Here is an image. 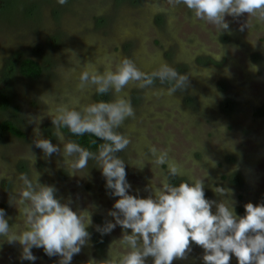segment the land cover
I'll list each match as a JSON object with an SVG mask.
<instances>
[{
    "label": "rangeland",
    "instance_id": "obj_1",
    "mask_svg": "<svg viewBox=\"0 0 264 264\" xmlns=\"http://www.w3.org/2000/svg\"><path fill=\"white\" fill-rule=\"evenodd\" d=\"M156 4L163 10L156 11ZM225 19L229 29L218 34L184 5L173 7L168 0H68L65 5L57 0H0V91L10 101L8 108L0 110V124L11 121L24 133L17 137L0 129V208L10 227L18 224L17 230H23L18 210L9 199L23 187L19 175L32 174L30 149L36 157L39 182L54 186L55 195L62 203L70 202L74 211L92 213L90 241L71 264H87L89 259L104 264L110 255L123 251L118 241L123 234L120 226L103 236L95 231L96 225L113 220L107 213L118 199L106 189L96 161L89 160L87 168L69 176L60 153L45 157L34 144L37 125L29 120L43 116L38 125L41 136L59 145L57 130L45 115L47 105L39 100L42 95L58 104H71L78 98L80 106L114 98L111 92L96 95L93 85L77 89L81 68L76 58L81 65L93 62L100 72L107 66L115 70L127 58L146 74L163 64L188 74V87L171 96L167 94L171 84L159 80L145 88L130 83L122 93L135 110V118L117 129L131 141L118 153L130 164L125 165L130 194L139 190L140 197L146 198V186L153 177L158 182L160 173L167 171V165L153 167V173L149 164L135 168L141 154L155 145L170 147V156L193 177L207 174L203 181L206 198L235 201L241 216L245 204L264 203V21L247 14ZM223 51L222 58L216 59ZM24 59L37 62L42 74L37 78L22 75ZM251 65L259 71H252ZM72 68L76 71L71 72ZM204 98L210 101L207 106ZM59 131L65 141L79 143L67 128ZM187 178L170 182L175 185ZM215 187L232 189L233 194L222 197L213 192ZM31 251L37 257L34 262L21 260L22 246L4 242L0 264H59V256L48 257L42 248ZM202 255L203 249L193 245L186 259L173 264H203ZM147 264H152L151 257ZM229 264H238L237 259L232 256Z\"/></svg>",
    "mask_w": 264,
    "mask_h": 264
},
{
    "label": "clouds",
    "instance_id": "obj_2",
    "mask_svg": "<svg viewBox=\"0 0 264 264\" xmlns=\"http://www.w3.org/2000/svg\"><path fill=\"white\" fill-rule=\"evenodd\" d=\"M67 2L57 0L60 5ZM168 3L173 7L184 5L196 19L214 26L218 34L229 29L226 16L235 18L247 14L264 21V0H168ZM155 10L163 9L156 4ZM223 55L224 51L216 59L220 60ZM73 56L76 58L74 52ZM76 61L81 68L77 84L79 91L93 85L96 95L104 96L111 92L114 98L80 106L78 98H73L71 104H58L53 98L42 95L39 100L47 105L45 115L51 118L53 128L57 130L56 139L62 148L41 136L38 125L43 116L30 117L29 123L37 125L33 129L37 137L34 144L45 157L60 153L69 176H76L78 171L87 168L89 160L96 161L106 189L112 197H118L107 213L113 220L95 226V231L101 236L110 234L117 226L123 230L118 240L123 251L110 255L104 264H147L149 257L152 264H173L174 260L186 259L193 245L203 249V264H229L232 256L238 264H264V203L245 204L244 215L241 216L236 212L235 201L222 199L217 202L206 198L203 181L207 174L202 178L190 175L170 156V147L152 145L147 153L141 154V159L135 162L139 167L135 168L143 169L149 164L152 171L153 167L167 165V171L160 173L158 182H154L153 177L145 188L149 192L146 198L140 197L139 190L136 195L130 194L132 186L125 171V165L130 164L118 153L124 151L131 141L117 129L125 120L135 118V110L131 100L122 93L130 83L145 88L159 80L161 84H171L167 88V94L171 96L188 87V74H182L168 64L146 74L127 58L115 70L107 66L103 72L93 62L81 65L79 59ZM251 70L255 72L259 68L251 65ZM70 71L75 72L76 69ZM203 100L205 106L210 102L207 98ZM62 128H67L74 136L91 134L103 143L96 152L90 151L74 140L65 141L59 131ZM29 153L32 174L19 175L23 187L9 199V204L18 210L23 230H17L18 224L10 227L5 210L0 208V246L4 242H18L22 246L21 260L34 262L37 257L31 250L35 247L42 248L48 257L59 256V264H71L73 256L90 241L88 229L93 225L92 213L88 210L74 211L70 202L62 203L55 195L57 189L54 186L41 184L40 173L34 167L36 157L30 149ZM184 176L188 178L179 184L170 182L172 178ZM212 190L222 197L233 194L232 189L224 187ZM87 264L98 262L89 259Z\"/></svg>",
    "mask_w": 264,
    "mask_h": 264
},
{
    "label": "trees",
    "instance_id": "obj_3",
    "mask_svg": "<svg viewBox=\"0 0 264 264\" xmlns=\"http://www.w3.org/2000/svg\"><path fill=\"white\" fill-rule=\"evenodd\" d=\"M20 72L22 75L28 78H37L42 74L41 66L31 60L24 59L20 64ZM10 101L5 93L0 91V110H5L8 108ZM0 129L3 132L12 134L17 137H23L24 133L11 121H4L0 124ZM78 141L80 145L87 147L89 149H98L100 145V139L96 138L91 134H84L83 136H78ZM92 141H96V143H92Z\"/></svg>",
    "mask_w": 264,
    "mask_h": 264
}]
</instances>
